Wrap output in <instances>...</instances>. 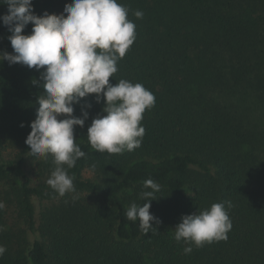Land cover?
<instances>
[{"label":"trees","instance_id":"1","mask_svg":"<svg viewBox=\"0 0 264 264\" xmlns=\"http://www.w3.org/2000/svg\"><path fill=\"white\" fill-rule=\"evenodd\" d=\"M5 36L0 264H264V0H0Z\"/></svg>","mask_w":264,"mask_h":264},{"label":"rangeland","instance_id":"2","mask_svg":"<svg viewBox=\"0 0 264 264\" xmlns=\"http://www.w3.org/2000/svg\"><path fill=\"white\" fill-rule=\"evenodd\" d=\"M6 39H7V36H5L4 38H2L0 40V46H2L5 43ZM15 152H16V150H14V151L8 150L7 153L4 155V157L5 158H9V156H11V154H15ZM28 169L29 168L27 167L25 169V171L27 172ZM18 183H20V181ZM4 189H7V186L5 184H3V183H0V191H3ZM36 211L38 212V209H36ZM8 224L11 225V226H14L16 224H18L19 226H22V224H23L22 222L18 223V219L16 217V213L14 211H12L11 209L8 212Z\"/></svg>","mask_w":264,"mask_h":264}]
</instances>
